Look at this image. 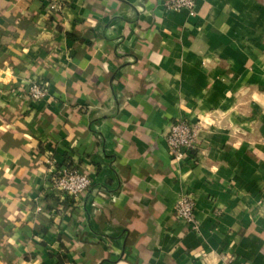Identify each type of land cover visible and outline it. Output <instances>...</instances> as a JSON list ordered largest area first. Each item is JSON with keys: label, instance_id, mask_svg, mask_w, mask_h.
<instances>
[{"label": "crops", "instance_id": "crops-1", "mask_svg": "<svg viewBox=\"0 0 264 264\" xmlns=\"http://www.w3.org/2000/svg\"><path fill=\"white\" fill-rule=\"evenodd\" d=\"M177 118L197 132L174 161ZM48 149L91 178L79 201ZM0 264H264V0H0Z\"/></svg>", "mask_w": 264, "mask_h": 264}, {"label": "built area", "instance_id": "built-area-1", "mask_svg": "<svg viewBox=\"0 0 264 264\" xmlns=\"http://www.w3.org/2000/svg\"><path fill=\"white\" fill-rule=\"evenodd\" d=\"M65 0H46L47 8L59 12ZM197 0H162V5L167 10H185L190 15L195 12ZM18 96L25 97L32 102H40L48 96V84L44 81L34 80L24 85ZM197 127L186 118H177L170 123L164 135L167 153L174 161H179L187 152L195 147ZM46 164L48 165L49 189L57 196L70 194L79 201L82 194L89 188L92 181L89 175L79 169L58 165L51 149L47 150ZM38 210L40 207L37 208ZM176 216L185 224L194 226L196 223L195 198L190 193L181 194L173 208Z\"/></svg>", "mask_w": 264, "mask_h": 264}, {"label": "trees", "instance_id": "trees-1", "mask_svg": "<svg viewBox=\"0 0 264 264\" xmlns=\"http://www.w3.org/2000/svg\"><path fill=\"white\" fill-rule=\"evenodd\" d=\"M62 196L70 197L71 199L73 198L70 194H65V195H62Z\"/></svg>", "mask_w": 264, "mask_h": 264}]
</instances>
